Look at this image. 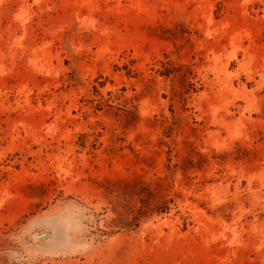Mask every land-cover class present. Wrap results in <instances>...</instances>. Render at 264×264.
<instances>
[{
	"label": "rangeland",
	"instance_id": "obj_1",
	"mask_svg": "<svg viewBox=\"0 0 264 264\" xmlns=\"http://www.w3.org/2000/svg\"><path fill=\"white\" fill-rule=\"evenodd\" d=\"M0 264H264V0H0Z\"/></svg>",
	"mask_w": 264,
	"mask_h": 264
}]
</instances>
